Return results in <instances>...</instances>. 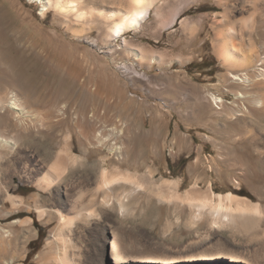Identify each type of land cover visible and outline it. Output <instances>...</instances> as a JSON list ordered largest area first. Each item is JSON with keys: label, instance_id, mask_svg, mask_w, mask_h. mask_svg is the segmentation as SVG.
<instances>
[{"label": "rangeland", "instance_id": "374dc122", "mask_svg": "<svg viewBox=\"0 0 264 264\" xmlns=\"http://www.w3.org/2000/svg\"><path fill=\"white\" fill-rule=\"evenodd\" d=\"M221 2L157 0L140 27L112 38L113 21L89 11L127 12L131 0H84L70 10L52 6L45 11L43 0H0V101L6 104L16 94H27L32 105L25 115L34 127L25 138L17 137L10 155L0 151V264H38L37 255L45 251L57 225L54 188L51 195L39 191L33 174L28 179L21 174L22 164L34 157L48 165L67 135L70 151L93 163L107 153L89 139L117 126L124 130L118 145L129 134L132 148L148 153L135 157L143 164L136 174L146 176L150 170L156 181L176 180L181 192L193 184L200 190L209 185L216 194L231 193L264 208V108L253 99L264 88L243 90L227 83L228 70L216 54ZM183 5L186 10L169 24ZM78 9L84 13L81 18L76 17ZM241 17L247 14L236 15ZM261 35H255L258 49L264 42ZM235 92L249 97L237 100ZM210 94L224 103L213 104ZM240 106L249 114L241 115ZM3 112V121L10 124L9 111ZM14 132L11 127L5 135ZM133 168L122 166L134 173ZM144 196L136 197L133 224L156 233L170 210L166 205L143 208ZM38 207L46 209L43 216ZM28 218L32 221L23 223ZM203 228L201 223L197 230ZM178 232L181 244L192 236L184 227ZM221 234L233 247L228 232ZM243 237L236 234L239 246ZM31 242L37 251L31 250ZM218 261L209 264H235L227 258ZM256 261L264 264V248Z\"/></svg>", "mask_w": 264, "mask_h": 264}, {"label": "bare ground", "instance_id": "6f19581e", "mask_svg": "<svg viewBox=\"0 0 264 264\" xmlns=\"http://www.w3.org/2000/svg\"><path fill=\"white\" fill-rule=\"evenodd\" d=\"M63 1L43 0V11L52 6L70 10L73 6L80 7L84 0H77L75 5ZM131 1L127 12L119 9L103 13L91 7L89 13L113 21L109 34L112 38L119 37L140 27L157 0ZM221 1L223 12L217 22L221 28L216 32L219 42L216 54L228 70L227 83L243 90L264 88V42L261 49L255 43V35H264V0H237L240 5L231 0ZM185 8L183 5L173 12L169 24L176 22ZM81 9L76 11L77 18L84 15ZM239 13H246V19H237ZM189 21H182L184 29ZM234 96L240 101L249 97L247 92H235ZM10 99L6 104L0 101V151H7L9 155L17 147V141L34 128L25 115V108L32 105L27 94L19 93ZM253 99L255 105L264 108V94H256ZM210 100L218 106L224 103L213 94H210ZM5 109L9 111L10 124L3 121ZM238 109L241 115L249 114L244 106ZM59 112L64 115L62 110ZM11 127L15 132L5 135ZM123 131L115 126L107 134H94L89 139L98 150H106L107 155L98 162L90 163L85 155L83 158L73 154L68 147L69 135L65 136L64 146L48 165L34 157L24 160L21 174L26 179L33 174L36 188L48 195L54 188V204L58 207L54 210L57 225L47 238L45 251L37 255L38 264H209L223 258L235 264H258L256 257L264 248V229L261 228L264 208L231 193L216 194L209 185L200 190L193 184L181 192V185L176 180L156 181L150 170L146 176L136 174V168L143 164L135 157L142 158L148 153L146 149L132 148L129 134L125 136V144L118 145ZM82 153L86 154V150ZM122 166H133L135 171H123ZM139 194L145 195L143 208L166 205L170 210L164 226L156 233L133 224L136 219L133 208ZM8 198L19 202L16 197L8 195ZM184 210L187 213L182 216ZM36 211L43 216L46 209L38 207ZM31 221L28 218L23 223ZM201 223L202 231L197 230ZM179 227L192 234L186 243L178 242L181 239ZM224 231L228 232L233 247L229 248L222 240ZM237 233L245 238L240 246ZM252 242L257 245L250 246Z\"/></svg>", "mask_w": 264, "mask_h": 264}, {"label": "trees", "instance_id": "16d2710c", "mask_svg": "<svg viewBox=\"0 0 264 264\" xmlns=\"http://www.w3.org/2000/svg\"><path fill=\"white\" fill-rule=\"evenodd\" d=\"M29 247L31 248V250H34V251H37L38 250V248L34 247V242H31L29 244Z\"/></svg>", "mask_w": 264, "mask_h": 264}, {"label": "built area", "instance_id": "2783aa9c", "mask_svg": "<svg viewBox=\"0 0 264 264\" xmlns=\"http://www.w3.org/2000/svg\"><path fill=\"white\" fill-rule=\"evenodd\" d=\"M217 108V107H216Z\"/></svg>", "mask_w": 264, "mask_h": 264}]
</instances>
